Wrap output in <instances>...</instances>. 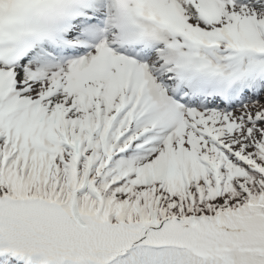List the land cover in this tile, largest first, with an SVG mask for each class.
<instances>
[{"label":"snow or ice","instance_id":"6c2138e0","mask_svg":"<svg viewBox=\"0 0 264 264\" xmlns=\"http://www.w3.org/2000/svg\"><path fill=\"white\" fill-rule=\"evenodd\" d=\"M0 264H264V0H0Z\"/></svg>","mask_w":264,"mask_h":264}]
</instances>
